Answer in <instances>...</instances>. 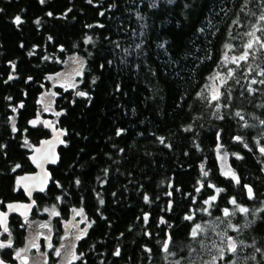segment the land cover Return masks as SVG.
I'll use <instances>...</instances> for the list:
<instances>
[{"label":"trees","instance_id":"16d2710c","mask_svg":"<svg viewBox=\"0 0 264 264\" xmlns=\"http://www.w3.org/2000/svg\"><path fill=\"white\" fill-rule=\"evenodd\" d=\"M262 12L264 0H0V206L24 198L15 178L33 169L31 145L50 135L29 122L49 75L77 55V84L53 88L48 116L65 144L38 200L39 209L88 214L86 264H200L206 254L191 231L208 218L237 240L222 263L264 264ZM253 31L260 41L245 35ZM249 40L248 58L226 68L224 57L242 55ZM220 68L212 100L207 86ZM219 149L239 183L222 173ZM210 184L223 191L208 216ZM231 197L249 211L225 216Z\"/></svg>","mask_w":264,"mask_h":264},{"label":"flooded vegetation","instance_id":"af4514ba","mask_svg":"<svg viewBox=\"0 0 264 264\" xmlns=\"http://www.w3.org/2000/svg\"><path fill=\"white\" fill-rule=\"evenodd\" d=\"M43 107L44 106H42V108L40 109V113L42 114V116L50 117L48 116L49 113L45 112ZM51 119L53 121L52 117ZM39 125L44 126L43 122H40L36 126H39ZM51 135L52 133L50 131L49 136ZM32 145H31V151H32ZM218 156H219V153L217 151V157ZM201 162H208V161H201ZM217 162L221 169L219 157H218ZM229 164H230L229 167L231 171L235 174V177L238 178L236 175L235 169L233 168L231 164L230 159H229ZM52 167L54 166H51L50 169ZM34 171H36V169L33 167V169L29 172H34ZM227 177L232 178L234 181H237L231 175ZM210 188L214 189L213 193L203 200L204 209L206 210V212L209 213V215H211L212 206H214L215 203L219 202V195L222 192V191L217 192V189H221V188L216 187L213 184H210ZM40 194H43V193L34 194L36 205L32 213L26 216H20L18 214H10L8 231L3 230L0 225V243L5 245L4 247H0V258L11 264H39L35 260H36V256L40 253L43 256L42 264H58L66 249V245L72 241L74 242V249L70 252V255L71 257L75 255L79 257V259H71L68 264H86L88 261L87 259L88 254L85 251V249H83L80 246V242L86 236L87 232L90 229V219H89L88 214L81 208L70 209L69 212L67 211V214H64V215L59 214V210L54 207H52L53 208L52 211H49L48 209L51 208L50 206L49 207L44 206L41 209H39L38 198ZM213 196L216 197L215 200L211 199ZM233 199H235V197H231L229 204L227 206L221 207V210L223 213H224L223 210L225 208H227L230 211L232 210L234 204H232L231 201ZM20 200L29 201L25 197V194H24V198ZM205 201H208V203H205ZM7 202H5L3 206H0V210H5V211L7 210L6 208ZM236 204H238L237 201H236ZM239 205L243 206L242 204H239ZM75 211L82 212L86 219L85 221L86 226H85L84 233L81 238H78L76 233L73 232L74 231L73 229L74 220L76 218ZM29 220H39L40 221L38 233H37L36 238L34 239L33 244H29L32 229H33L32 223H30ZM9 240L12 242L11 246H7V242ZM33 245H36V247H33ZM57 250L59 251V255L56 254ZM17 253H19V255H17Z\"/></svg>","mask_w":264,"mask_h":264},{"label":"rangeland","instance_id":"374dc122","mask_svg":"<svg viewBox=\"0 0 264 264\" xmlns=\"http://www.w3.org/2000/svg\"><path fill=\"white\" fill-rule=\"evenodd\" d=\"M232 57H237V56L227 54L224 57V65H226V68L228 67L230 61H233ZM83 64H84V61L81 57L77 55H72L65 61L63 69L49 75L48 79L50 81L51 88L48 89L41 97V103H43V106H44L43 109L45 112L49 114L50 113L56 114V110L54 106L55 91L53 88L55 86H63L64 88L75 86L77 84V78L81 76L82 74ZM223 82H224V73L222 72L220 68L219 70H217L216 72L212 74V76L210 77L209 84L207 86L210 92L212 93V95L219 91V86ZM218 153H219L218 157L220 160L221 169H222L223 174L230 172L231 169L229 167L230 164H229L228 153H226L225 151L221 149L218 150ZM226 176H230V175H226ZM240 207H243V206L239 204H234L232 210L231 211L229 210L228 216L232 215L235 212H240L239 211ZM52 209L53 208L51 207L48 210L52 211ZM203 212L209 216V213L206 212L204 208H203ZM75 215H76V218L74 220V226H73L74 231L73 232L76 233L78 238H81L84 233L85 226H86L85 224L86 219L82 212L75 211ZM208 219L204 222H197L195 224V225L197 224L201 225L203 229V231L199 232L197 236L201 238V244H202L201 246L203 249V254H206L205 260L200 264H213V257L216 258L214 261V264H231L232 261H236V264H237V260L235 258L230 259L227 263H222V261L225 260L227 254L232 253V252L227 251V243H228L227 238L229 236H227L226 230L220 228L218 222L214 221L213 219L211 220H208ZM29 222L32 223V228H33L29 244H33L34 239L36 238L37 233H38L40 221L39 220H29ZM230 227L235 228L236 226L232 224L230 225ZM209 232H212L214 237L217 236L215 240L212 241L211 243H208L205 240V238L209 236ZM234 240L237 243V240L235 238ZM73 249H74V242L71 241L66 245V249L58 264H68L69 261L72 259L70 252ZM222 250L224 252L223 258L220 257V253ZM172 255L173 254L170 253L168 256H172ZM42 257H43L42 254L39 253L36 256L35 261L39 264H42ZM179 264H199V263H192L190 260L187 263L179 262Z\"/></svg>","mask_w":264,"mask_h":264},{"label":"water","instance_id":"95a60500","mask_svg":"<svg viewBox=\"0 0 264 264\" xmlns=\"http://www.w3.org/2000/svg\"><path fill=\"white\" fill-rule=\"evenodd\" d=\"M36 121L35 124L30 123ZM30 126H36L43 122L44 126L48 128L52 135L43 138L38 144L32 145V151L29 153V159L32 166L36 169L34 172H26L18 174L15 178L16 186L20 187L25 197L29 201L13 200L6 203L7 210H0V225L3 230L9 227V215L18 214L26 216L32 213L36 200L34 194L44 193L51 185L52 172L50 167L56 166L59 162L60 153L59 149L65 144V132L62 128L58 127L51 117H43L40 111L35 117L30 120ZM263 145H258V150L261 152ZM264 154V152H261ZM9 205L16 207L9 208ZM169 242V238L167 243ZM0 264H11L0 258Z\"/></svg>","mask_w":264,"mask_h":264},{"label":"snow or ice","instance_id":"6c2138e0","mask_svg":"<svg viewBox=\"0 0 264 264\" xmlns=\"http://www.w3.org/2000/svg\"><path fill=\"white\" fill-rule=\"evenodd\" d=\"M40 2L43 3L44 0H40ZM49 15H51V13H49ZM101 15H103V13H101ZM259 20H260V21H264V12H262L261 15L259 16ZM15 22H16L17 24H20V23H21V17H20L19 15L15 17ZM37 23H39V21H37ZM256 30L264 31V29H256ZM245 35L255 37V41H260V37H256V36H255V31L250 32V33H245ZM88 40H91V37H89ZM253 43H254L253 40H249V42H248L247 45L245 46L246 50L243 52V54L240 55L238 58H237V57H232L233 62H236L237 60H246V59L248 58V55H249V52L247 51V49H252V48H253ZM137 47H139V45H137ZM226 47H229V48H230L231 45H226ZM261 47H264V42L261 43ZM13 67H14V65H13ZM11 78H12V77H9V79H11ZM253 82L255 83V81H253ZM259 82L262 83V84H264V80H261V81H259ZM253 91H254V90H253ZM78 95H80V96H84V95H86V93H84V92H79ZM211 98H212V100H218V99H219V94H218V93H215V94L212 95ZM236 115L239 116L240 113L237 112ZM221 118H222V117H221ZM241 119H243V117H241ZM30 123L35 124L36 121H31ZM260 123L264 124V120H262ZM13 130L15 131V125H13ZM120 131H122V130H120ZM120 131L117 132V135L120 134ZM235 139H236V140H240L241 137L237 136ZM260 150H261V152H264V148H261ZM17 167H19V165H17ZM201 167L203 168V166H201ZM203 174H204L205 176L208 175L207 172H204ZM225 174H226V175H231L234 179L237 180V183H239L238 178L235 177V174H234L233 172L230 171V172L225 173ZM77 183H79V181H77ZM220 191H223V190H222V189H217V192H220ZM248 195H249L250 198L253 196V193H252V189H251V188H248ZM147 199H148V197L145 196V200H147ZM211 199L215 200L216 197L213 196ZM101 203H103L102 200H101ZM205 203H208V201H205ZM231 203H232V204H236V200L233 199V200L231 201ZM13 207H16V206H14V205H9V208H13ZM81 211H82V210H81ZM223 211H224V215H225V216H228V215H229V210H228L227 208H225ZM239 211L242 212V213H247L249 210H248L247 208L240 207V208H239ZM54 214H56V213H54ZM78 214H79V213H78ZM233 214H234V213H233ZM190 218H191V217H189V219H190ZM146 220H147V215H145V221H146ZM5 231H8L7 227H5ZM201 231H203L201 225L197 224V225H195V227L192 229V231H191V236H192L193 238H196V237L198 236L199 232H201ZM169 239H171V237H169ZM227 239H228V243H227V251L232 252V253H236V252H237V243H236V241H235L234 238L231 237V236H229ZM11 243H12V242L9 240V241L7 242V246H11ZM240 243L242 244L243 241H241ZM4 246H5L4 244L0 243V247H4ZM33 247H36V245H33ZM164 249H165V251L168 250V243H167V242H165V244H164ZM256 251H260V249H256ZM56 254L59 255V251H58V250H57ZM114 254H115V255H119V254H120V253H119V250H117ZM17 255H19V253H17ZM223 255H224V252H223V250H222L221 253H220V257L223 258ZM72 259H79V257L73 255V256H72ZM215 259H216V258L213 257V264H214ZM252 259H255V257L253 256ZM176 264H179V261H176ZM231 264H236V261H232Z\"/></svg>","mask_w":264,"mask_h":264}]
</instances>
